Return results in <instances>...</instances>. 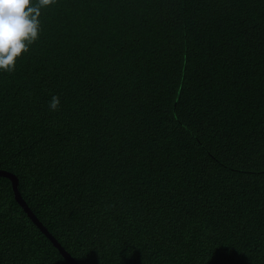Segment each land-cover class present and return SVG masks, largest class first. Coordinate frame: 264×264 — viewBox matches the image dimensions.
Here are the masks:
<instances>
[{
  "label": "trees",
  "instance_id": "1",
  "mask_svg": "<svg viewBox=\"0 0 264 264\" xmlns=\"http://www.w3.org/2000/svg\"><path fill=\"white\" fill-rule=\"evenodd\" d=\"M39 19L0 71V169L72 258L264 264V0H56ZM0 264H70L3 176Z\"/></svg>",
  "mask_w": 264,
  "mask_h": 264
},
{
  "label": "clouds",
  "instance_id": "2",
  "mask_svg": "<svg viewBox=\"0 0 264 264\" xmlns=\"http://www.w3.org/2000/svg\"><path fill=\"white\" fill-rule=\"evenodd\" d=\"M56 0H0V71L13 72L17 60L30 50L40 36L41 9ZM60 97L53 95L49 108L56 111Z\"/></svg>",
  "mask_w": 264,
  "mask_h": 264
},
{
  "label": "water",
  "instance_id": "3",
  "mask_svg": "<svg viewBox=\"0 0 264 264\" xmlns=\"http://www.w3.org/2000/svg\"><path fill=\"white\" fill-rule=\"evenodd\" d=\"M0 176L7 177L11 182V187L13 190L14 198L16 202L21 206L23 211L27 214V216L32 220V222L42 231V233L50 240V242L55 246V248L59 251L62 257L67 260L70 264H79L75 261L72 256L61 246V244L54 238V236L46 229V227L39 221L36 215L29 208L25 200L20 194L18 180L16 176L6 170L0 169Z\"/></svg>",
  "mask_w": 264,
  "mask_h": 264
}]
</instances>
